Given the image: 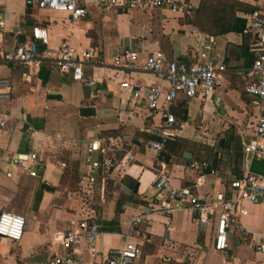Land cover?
Here are the masks:
<instances>
[{
  "label": "crops",
  "instance_id": "0c3cea01",
  "mask_svg": "<svg viewBox=\"0 0 264 264\" xmlns=\"http://www.w3.org/2000/svg\"><path fill=\"white\" fill-rule=\"evenodd\" d=\"M175 1H184L189 14L160 9L119 11L101 1L77 0L86 14L72 19L66 12L38 8L36 0H0V39L5 48L29 41L31 27L38 24L46 29L48 47L56 48L65 40L78 50L96 54L83 70L90 85L52 70L47 62L28 67L0 65V77L11 85L10 98L0 101V122L4 120L0 124V212L18 213L25 219L18 240L0 237V264H47L61 253L57 236L86 212L78 192L69 190L66 182L75 166L82 192L87 159L101 155L98 150L87 153L86 147L93 141L104 151L134 152L136 161L97 180L99 207L96 214L89 210L98 226L93 242L98 254L92 257L81 242V264L100 260L108 249L125 240L140 245L138 264L181 260L189 264H264V201L240 203L245 213L237 219L246 234L230 228L224 252L212 246L214 218L201 232L185 209L170 215L151 214L140 225L141 236H128L131 218L151 193L154 171L150 165L155 154L146 149L144 141L160 114L148 110L142 98L130 97L119 83H133L143 95L151 86L164 91L166 82L149 72H125L112 64V57L131 48L140 57L160 51L168 60L189 63L198 59L202 45L207 44L208 57L228 67L243 66L252 58L248 13L264 9V0ZM82 106L93 107L94 114L80 116ZM169 110L176 123L163 152L169 156L164 168L173 185L188 184L193 175L186 165L202 158L215 160V173L206 175L197 189L206 200L227 194L228 182L241 171L264 173V157L242 151L243 144L253 138L255 118L264 115V97L247 96L234 75L225 76L208 98L200 90L192 97L179 92ZM231 126L235 138L224 146L225 138L218 149L208 140L204 142L205 136ZM200 139L201 145H193ZM28 151L42 161L36 176L10 163L12 156ZM184 152L190 157L185 159ZM131 181L130 192H124L123 186ZM42 184L52 189L42 188Z\"/></svg>",
  "mask_w": 264,
  "mask_h": 264
},
{
  "label": "built area",
  "instance_id": "2783aa9c",
  "mask_svg": "<svg viewBox=\"0 0 264 264\" xmlns=\"http://www.w3.org/2000/svg\"><path fill=\"white\" fill-rule=\"evenodd\" d=\"M104 2L119 10H167L180 15L189 14L190 8L184 1L175 0H94ZM40 9L66 12L72 19L83 17L86 10L77 3V0H36ZM247 31L252 36L250 51L252 58L243 66L228 67L224 62L214 60L207 55L209 46L202 45L198 59L185 63L177 60H168L160 51H154L139 56L135 49L126 48L112 57V64L120 67L125 72H149L165 80L166 89L149 87L141 95L135 84L125 81L119 83L120 88H125L132 98H142L148 110L160 114L158 124L147 131L148 136L144 141L146 149L155 154V162L150 165L154 171L150 182L151 193L146 203L138 214L134 215L129 224V237L142 235L140 225L147 222L151 214L170 215L177 210H188L195 219L199 231H203L206 224L214 218L213 249L224 252L227 247V238L230 228L239 233L246 234L237 219L238 214H244L240 203L264 201V173L241 171L239 176L228 182L227 194H217L205 199L204 195L197 192L198 187L204 183L206 175H213L211 159L202 158L190 160L186 170L193 175V179L185 185H173L164 168V163L157 160L156 156L163 151L167 141L173 136L176 119L169 107L182 92L187 97H192L197 90L201 91L203 98H208L219 87L227 75H234L243 92L253 98L264 97V9L255 8L249 11ZM0 18V32L2 31ZM46 29L38 24L30 30V40L17 43L11 48H5L0 39V65L30 66L47 62L52 70L69 76L72 80L90 85L84 79V67L96 54L91 50H78L76 47L62 40L56 48L47 46ZM11 85L6 77H0V101L10 98ZM1 120L0 124H3ZM218 149V148H217ZM98 150L99 158L87 159L83 177L82 192L89 194L97 186V180L104 178L111 170H123L126 166L136 161L134 152L126 151L117 153L112 149L104 151L99 142H90L86 147L87 153ZM242 151L251 156L264 157V115L258 114L253 124V138L243 144ZM217 157V155H216ZM10 163L19 167L29 176H36L42 168V161L32 151L16 154L10 158ZM86 211V210H85ZM92 211L84 212L82 218L70 222L71 226L57 236L61 247L60 254H54L47 264H81L82 253L79 249L81 242H85L89 254L94 257L98 252L93 248L98 226L91 215ZM25 223L24 216L9 211L0 212V237L9 240H18L22 234ZM127 236V237H128ZM139 244L133 240H125L121 246L110 248L105 255L92 264H138ZM176 264H189L188 260L178 261Z\"/></svg>",
  "mask_w": 264,
  "mask_h": 264
},
{
  "label": "rangeland",
  "instance_id": "374dc122",
  "mask_svg": "<svg viewBox=\"0 0 264 264\" xmlns=\"http://www.w3.org/2000/svg\"><path fill=\"white\" fill-rule=\"evenodd\" d=\"M189 110V112L191 111L190 108V104L187 107ZM174 113L176 112V110L173 111ZM220 121L221 122H226V119L224 117H220ZM221 124V123H220ZM205 141L204 142H210L212 143V147H216L218 148V140L219 138H225V141L223 143V146L229 141H232L235 138L234 135V130L231 127H227L224 131H220L218 133H214L211 137L209 136H205ZM208 140V141H207ZM198 144L201 145V139L198 143H194L193 145ZM119 153H121L120 151H118ZM72 173L69 176V179L67 180L66 184L68 186V189L71 191H77L79 197H81V201H82V207L87 211L89 209H92L94 214H96V210L99 207L98 202L101 199L100 195L98 194V189L95 187L93 189L92 193L86 194L84 192H81L79 189V185H78V180H79V176L77 175V170L75 168V166H73V168L70 170ZM67 179V178H66Z\"/></svg>",
  "mask_w": 264,
  "mask_h": 264
},
{
  "label": "water",
  "instance_id": "95a60500",
  "mask_svg": "<svg viewBox=\"0 0 264 264\" xmlns=\"http://www.w3.org/2000/svg\"><path fill=\"white\" fill-rule=\"evenodd\" d=\"M119 11H121V10H119ZM78 114L80 115V116H91V115H93L94 114V109H93V107H91V106H82V107H80L79 109H78ZM222 143H223V139L222 138H219V140H218V144H219V146H222ZM168 154L167 153H165V152H163V151H161V152H159L158 154H157V160H159V161H161V162H163V163H166L167 161H168ZM183 157L186 159V158H189L190 157V154L188 153V152H184L183 153ZM240 175V173H238V175L237 176H239ZM132 185H133V181H131L127 186H123V191H124V189L126 188L128 191H127V193H129L130 192V190H131V188H132ZM41 187L42 188H45V189H52V188H49L47 185H45V184H42L41 185ZM135 188H136V185L134 186V188H133V190H135ZM124 192H126V191H124Z\"/></svg>",
  "mask_w": 264,
  "mask_h": 264
},
{
  "label": "bare ground",
  "instance_id": "6f19581e",
  "mask_svg": "<svg viewBox=\"0 0 264 264\" xmlns=\"http://www.w3.org/2000/svg\"><path fill=\"white\" fill-rule=\"evenodd\" d=\"M124 191H126V192H127L128 190L125 188V189H124Z\"/></svg>",
  "mask_w": 264,
  "mask_h": 264
},
{
  "label": "trees",
  "instance_id": "16d2710c",
  "mask_svg": "<svg viewBox=\"0 0 264 264\" xmlns=\"http://www.w3.org/2000/svg\"><path fill=\"white\" fill-rule=\"evenodd\" d=\"M215 160H212V162L214 163Z\"/></svg>",
  "mask_w": 264,
  "mask_h": 264
}]
</instances>
